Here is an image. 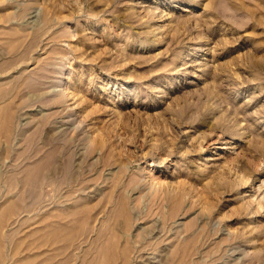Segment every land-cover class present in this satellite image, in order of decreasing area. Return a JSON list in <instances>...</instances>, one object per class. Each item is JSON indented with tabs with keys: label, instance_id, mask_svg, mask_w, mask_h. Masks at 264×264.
<instances>
[{
	"label": "rangeland",
	"instance_id": "1",
	"mask_svg": "<svg viewBox=\"0 0 264 264\" xmlns=\"http://www.w3.org/2000/svg\"><path fill=\"white\" fill-rule=\"evenodd\" d=\"M91 1L97 18L84 24L94 30L87 31L88 35L77 34L71 25V6L79 10L80 0H42L31 6L27 5L28 0L0 3V28L17 27L28 35L19 42L22 51L17 60L21 65L11 64L13 54L5 49L0 35V65L4 71L11 69L2 76L3 87L15 93L12 96L18 102L12 144L8 147L1 139L0 173L16 174L29 158L42 156L50 144L61 146L52 168L39 184L33 188L30 184L24 188V183L18 181L22 187L17 182L16 187L12 184L16 194L26 189V194L20 196L30 197L27 201L21 197L29 209L24 207L25 224L19 236H26L36 227L34 223L44 217L42 212L69 207L73 190L75 197L97 195L93 202H103L111 179H120L122 187L128 188L131 199L137 202L132 203L136 209L133 214L138 218L130 235L133 241L135 237L138 240L132 241L131 264H148L150 259H154L152 264L168 263L170 249L166 248V240H185L197 228L195 234L203 236L192 248L196 255L188 257L185 264H264V0H116L110 9L103 8L104 3L98 0ZM47 14L52 19L44 24ZM45 30L51 31L47 50L41 48L44 39H48L43 34ZM63 86L71 87V100H57ZM54 100L57 103L53 105ZM60 139L63 145L59 144ZM181 148L186 151L180 152ZM4 149L9 151L5 153ZM148 174L158 176L157 189L162 187L159 194L155 193V185L143 183ZM134 177L139 178L135 181ZM179 181L187 184L184 186L189 195L173 214L172 205L162 195L170 188L176 192ZM29 190L32 191L27 193ZM38 194L40 197H36ZM205 195L217 204L212 213L203 210ZM2 196L0 201L8 198ZM250 204L258 211L252 213L251 225L259 232L241 235L246 220L243 208ZM26 210L31 214L27 215ZM179 232L185 234L179 238ZM226 235L228 240L220 244ZM37 237L30 239L38 240ZM49 243L52 244L43 243L46 246L39 250L38 245H28L36 249L33 251L24 243L21 259L46 249L48 253L54 246L56 252L57 243ZM13 246L5 248V252L14 256ZM58 247L64 253L58 252L62 257L57 259L64 260L71 254L77 260L71 264H76L82 257L83 252L66 249L62 243ZM14 260L8 264L22 263Z\"/></svg>",
	"mask_w": 264,
	"mask_h": 264
},
{
	"label": "bare ground",
	"instance_id": "2",
	"mask_svg": "<svg viewBox=\"0 0 264 264\" xmlns=\"http://www.w3.org/2000/svg\"><path fill=\"white\" fill-rule=\"evenodd\" d=\"M23 1V0H22ZM27 0H25L26 2ZM40 1L42 0H28V6H31V5H35L36 3H39ZM46 1V0H45ZM50 1H53V0H50ZM56 1V0H55ZM73 0H71L72 2ZM82 2V6L81 8L76 9V7L74 8V6H71V25L73 27H75L77 29V34H86L88 35L87 31H91V32H94V30L92 29H87L84 27V24L86 26L87 22H88V19L90 18H93V19H96L97 18V9H96V13L92 10V8L90 7V1L91 0H80ZM93 1V0H92ZM91 1V2H92ZM97 1V0H96ZM100 3H104V6L103 8L106 6L107 8L106 9H110L112 7V5L114 6V4L116 3V0H98ZM132 1V0H131ZM130 1V2H131ZM139 1V0H137ZM164 1V0H163ZM180 1V0H179ZM3 0H0V3H2ZM48 2V0H47ZM80 2V3H81ZM94 2V1H93ZM121 2V1H120ZM134 2V1H133ZM79 3V2H78ZM95 4V3H94ZM166 4V3H165ZM72 5V4H71ZM81 5V4H78V6ZM156 5V4H155ZM116 6V5H115ZM124 6V5H123ZM132 6V5H131ZM146 6V5H145ZM149 6V5H148ZM128 7V6H127ZM151 7V6H149ZM168 7V6H167ZM120 8V7H119ZM141 8V6H140ZM28 8H26L27 10ZM31 10V8H29ZM33 9V8H32ZM117 9V8H116ZM130 9H132L130 7ZM139 9V8H137ZM170 9V8H169ZM37 11V10H36ZM145 11V10H143ZM163 11V10H162ZM35 12V11H34ZM41 12V11H40ZM161 12V11H160ZM167 12V11H166ZM32 14V12H30ZM50 13V12H49ZM57 13V12H56ZM106 13V12H105ZM159 13V12H158ZM175 13V12H174ZM135 11L133 12V15H135ZM160 14V13H159ZM158 14V15H159ZM59 15V14H58ZM157 15V16H158ZM166 15V14H165ZM164 15V16H165ZM168 15V14H167ZM63 16V15H62ZM109 16V15H108ZM46 17V19H45ZM44 17V19L46 21H44L43 23L44 24H48L50 19V15L47 14L46 16ZM103 17V15H102ZM40 18V17H39ZM56 18V17H55ZM65 18V17H64ZM99 19V18H98ZM160 19V18H159ZM98 21V20H97ZM148 22L147 20H144V22ZM165 21V20H163ZM39 22V21H38ZM131 22V21H130ZM138 22V21H137ZM163 23V22H162ZM92 24V23H91ZM52 25V24H51ZM56 25V24H55ZM101 25V24H100ZM104 25V24H103ZM153 25V24H152ZM92 26V25H91ZM150 26V25H149ZM91 28V27H90ZM93 28V27H92ZM100 28V27H99ZM102 28V27H101ZM149 28V27H147ZM28 30V29H27ZM99 30V29H98ZM29 31V30H28ZM73 31V30H72ZM25 30L22 31V29L20 28H17V27H14V28H6V27H2L0 28V35L2 36V39L5 41L3 42V45L6 47L5 49H8V51L13 54V57H11L10 59V62L11 64H20L21 62H19V60L17 59H20V56H21V51H22V48H21V45L19 44L20 42V39L23 38L24 35H26V37L28 36L27 34L24 33ZM101 32H102V29H101ZM75 33V31H74ZM29 34V33H28ZM43 34H47L48 35V39L47 37L44 39V42L42 44V49L43 50H47V46L49 45V41L51 39L50 37V34H51V31L50 30H45ZM53 34V33H52ZM55 34V33H54ZM99 34V33H98ZM91 35V33H90ZM93 35V33H92ZM100 35V34H99ZM96 36V35H95ZM33 38V37H32ZM26 39V38H25ZM24 39V40H25ZM29 40V39H28ZM47 40V41H46ZM25 42V41H24ZM29 42V41H27ZM23 43V42H22ZM31 43V42H30ZM2 45V44H1ZM37 46L39 45V42L38 44H36ZM41 45V44H40ZM33 47V46H32ZM31 47V48H32ZM36 47V46H34ZM40 48V46L38 47ZM4 49V48H2ZM41 49V50H42ZM30 50V49H29ZM39 50V49H38ZM7 51V50H6ZM37 52V50H36ZM46 52V51H45ZM8 53V52H7ZM43 53V52H42ZM29 54V53H28ZM48 54V53H47ZM189 54V53H188ZM57 55V54H55ZM66 55V54H65ZM11 56V55H10ZM59 56V55H58ZM189 56V55H188ZM55 57V56H54ZM52 57V60L53 58ZM32 58V57H31ZM38 58V57H37ZM41 58V57H39ZM50 58V57H49ZM198 58V57H197ZM48 59V58H47ZM45 59V60H47ZM51 59V58H50ZM49 59V60H50ZM56 59V57H55ZM67 59V58H66ZM36 60V59H35ZM34 60V61H35ZM42 60V59H40ZM38 60V61H40ZM44 60V59H43ZM58 60V58H57ZM22 61V60H21ZM196 61V59H195ZM28 62V61H26ZM43 63V62H42ZM41 63V64H42ZM45 63V62H44ZM51 63V62H50ZM49 63V64H50ZM53 63V62H52ZM51 63V64H52ZM206 63V62H205ZM50 64V65H51ZM21 65V64H20ZM42 66V65H41ZM47 66H48V62H47ZM13 67V66H12ZM50 67V66H49ZM19 68V66H18ZM17 68V69H18ZM46 68H44L43 70H45ZM11 70V69H9ZM7 69V71H4L3 68H2V65H0V143L5 141L7 143V146L10 147V143H11V139H12V135L14 133V126L16 123L15 122V118H16V112H17V108H18V102H15L14 98L12 95H14L13 93H11V91L9 90H6L4 89V84H5V81L3 80V77L4 75H6V73L9 71ZM47 70V69H46ZM49 70V69H48ZM4 71V72H3ZM41 72V70H39ZM47 72V71H46ZM49 72V71H48ZM10 73V72H9ZM17 73V72H16ZM37 73V72H35ZM50 73V72H49ZM8 74V73H7ZM31 74V73H30ZM41 74V73H40ZM15 75V74H14ZM17 75V74H16ZM33 75V74H32ZM36 75V74H35ZM34 76V75H33ZM25 77L27 78V76L25 75ZM13 78V77H12ZM25 78V79H26ZM29 78V77H28ZM7 79H10V78H7ZM5 79V80H7ZM24 79V78H23ZM34 79V78H33ZM43 79V78H42ZM53 79V78H52ZM71 79V78H70ZM47 80V79H46ZM54 80V79H53ZM56 80V79H55ZM25 81V80H24ZM52 82V81H51ZM70 82V81H69ZM31 83V82H30ZM45 83V82H44ZM48 83V82H47ZM9 84V83H8ZM24 84V82H23ZM22 84V85H23ZM54 84V83H53ZM56 84V83H55ZM70 84V83H69ZM21 85V86H22ZM36 85V84H34ZM71 85V84H70ZM27 86V85H26ZM32 86V84H31ZM52 86V85H51ZM18 87V85H17ZM30 87V85H29ZM21 87L19 86L18 89H20ZM48 88V87H47ZM50 88V87H49ZM63 90H61L60 92L58 91V94L56 95V97L60 96L59 99L57 100H62V99H65L66 101L68 100H71V90L69 87L67 88H64V86L62 87ZM17 89V88H16ZM35 89V88H34ZM55 89V88H54ZM24 90V89H22ZM18 92V90H15V92ZM16 92V94H17ZM22 92V91H20ZM44 92V91H43ZM45 94H47V92H45ZM42 95V94H41ZM12 96V98L10 97ZM50 96V95H49ZM48 96V97H49ZM16 97V96H15ZM53 97V95H52ZM73 98V97H72ZM56 100V101H57ZM54 100L53 102V105L56 104V102ZM70 102V101H69ZM68 102V103H69ZM23 103V102H22ZM61 103V102H60ZM64 103V102H63ZM67 103V102H65ZM64 105V104H63ZM54 107V106H53ZM71 107V106H70ZM55 108V107H54ZM60 108V107H59ZM67 108V107H66ZM64 108V109H66ZM69 108V107H68ZM57 109V108H56ZM60 110V109H58ZM53 111V110H52ZM65 111V110H64ZM63 111V112H64ZM51 112V111H50ZM70 116V115H69ZM51 117L47 118L50 119ZM66 118V117H65ZM246 119V118H245ZM18 120V119H17ZM16 120V121H17ZM61 120V118H60ZM236 121V120H235ZM45 123V122H44ZM43 123V124H44ZM55 124V123H53ZM66 124V123H64ZM56 126L58 125L57 122L55 124ZM60 125V124H59ZM243 122L241 123V126H243ZM63 126V125H62ZM69 126V125H68ZM59 127V126H58ZM56 127V128H58ZM70 129H71V126H69ZM64 128V127H63ZM93 128V127H92ZM65 129V128H64ZM63 129V130H64ZM66 130V129H65ZM92 130V129H91ZM245 130V129H244ZM248 130V129H247ZM55 131V130H54ZM61 131V130H60ZM68 131V129H67ZM249 131V130H248ZM16 132V131H15ZM56 134H57V131H55ZM62 136L64 137V133H62ZM60 134V135H61ZM70 134V133H69ZM59 135V134H58ZM71 135V134H70ZM183 136V135H182ZM18 137V136H16ZM94 137V136H93ZM182 138V137H181ZM2 139V140H1ZM14 139V137H13ZM58 140V138H57ZM56 141V140H54ZM59 141V140H58ZM56 141V142H58ZM61 145H63V142L62 140L60 139ZM173 141V140H172ZM185 141V140H184ZM187 141V140H186ZM51 142V141H50ZM157 143V142H156ZM159 143V142H158ZM12 144V143H11ZM155 144V142L153 143ZM172 144V143H171ZM170 144V145H171ZM180 144V143H178ZM184 144V143H183ZM2 145V144H1ZM173 145V144H172ZM186 145V144H185ZM184 146V145H183ZM58 147H61L60 145H56V143H52L50 144L48 150L40 157H36V156H33L29 159V162H27L22 168H19L17 171H16V174L13 172H8V173H4L1 172L0 173V196L3 195V196H6L8 197L7 199H4V201H0V264H8L9 261L11 259H15L17 261H20L19 263L21 264H71V262H74L77 260L72 259L71 258V254L65 256L64 260L63 259H57V257L60 255L62 257V253L60 251V247H58L59 244H64L65 245V248L66 249H74V250H78L77 252L81 251L80 253L83 252L82 254V257L79 256L80 260L78 263L76 264H131L132 262V255L134 253V248L132 247L133 246V242L138 240L136 237L135 239L136 240H132L133 238H131V235L132 233L131 232V229L133 227V224L134 222H136V216H134L133 214V210H136V209H133L135 207L132 206V203L134 202L133 199H131V194L130 192L127 191V189L125 190V188L122 187V184H121V181L120 179L118 180H114L113 179V182L112 181V177L110 178L111 181L109 183H112V184H107L109 185V191H106L105 192L107 193V195H105V201L101 202V201H96L95 203L93 202L94 200H96V196H93L91 194H89L88 196L87 195H84V197L82 198H78V197H75V193L76 190H73L74 192H72L71 194V200L73 201L71 203V205L67 208H64L62 210H58V209H52V210H49V211H45L47 214H44V212H42L44 215V217L39 221V222H35L34 225L36 226L35 228H33V230H30L29 233H27L26 236H19V234L21 233L20 230H21V227L25 224L24 222V219L22 218V214L23 212L25 213V206H24V201L23 199L26 198V201L28 199H30V197L27 199L28 195H26V197L23 198V196H20V195H23L25 192L24 190L26 191V189H24L27 185L30 184V186L35 187L34 185H37L39 184V182H41L43 180V178L45 177L46 175V172H49L50 169L52 168V164L53 162L55 161L54 160V157L56 158V152H57V148ZM169 147V146H168ZM6 148V147H4ZM171 148V147H170ZM173 148V147H172ZM184 148V147H183ZM2 149V148H1ZM187 149V148H186ZM3 150V149H2ZM12 150V149H11ZM183 150L185 149H182L181 148V151L182 152ZM8 150H6L5 152V149H4V152L7 153ZM20 151V150H19ZM42 151V150H41ZM186 151V150H185ZM188 151V150H187ZM18 152V151H16ZM23 152V151H22ZM27 152V150L25 151ZM161 152V151H160ZM159 152V153H160ZM192 152V151H191ZM21 153V151H20ZM3 154V153H2ZM26 154V153H25ZM180 154V153H179ZM178 154V155H179ZM22 155V153H21ZM21 155H20V158H21ZM181 155V154H180ZM222 155V154H221ZM225 157V156H224ZM7 158V157H6ZM9 158V157H8ZM164 158V157H163ZM161 159V158H160ZM168 159V158H167ZM111 161V160H110ZM12 162V161H11ZM14 162V161H13ZM175 162V161H174ZM163 163V162H162ZM172 163V162H171ZM4 165V164H3ZM120 165H122L120 163ZM163 165V164H162ZM165 166V165H164ZM18 167V166H17ZM121 167V166H119ZM123 167V165H122ZM126 168V167H124ZM147 168V167H146ZM2 169V168H1ZM7 169V168H5ZM143 169V167H142ZM168 169V168H167ZM12 170V169H11ZM49 170V171H48ZM53 170V169H52ZM51 170V171H52ZM121 170V169H119ZM145 170V169H144ZM6 172V171H5ZM146 172V171H145ZM151 172V171H150ZM149 173V172H148ZM153 173V172H152ZM151 173V174H152ZM147 174V173H146ZM113 175V174H112ZM72 176V175H71ZM114 176V175H113ZM144 176V175H143ZM173 176V174H172ZM117 178V176H115ZM137 177V176H136ZM134 177L133 180L136 178ZM154 177V175H153ZM151 175L148 174V176L146 175L144 178H143V183L145 181L146 184H151L152 186H156L154 188H156V194H159L160 191L157 189V187L160 185L158 183V181H156L157 179L153 178ZM139 178V177H138ZM136 178L135 181L138 179ZM123 179V178H122ZM141 175H140V179L141 180ZM216 179L214 181H211L212 183L216 182ZM41 180V181H40ZM72 180V179H71ZM109 180V179H108ZM132 180V181H133ZM138 180V181H139ZM159 180V179H158ZM19 182V183H24V184H21L23 187L24 185L26 184V186L23 188L24 190L23 191H19L17 192L16 194V191L14 192V188L12 189V184L15 185L16 187V182ZM134 181V182H135ZM17 182V183H18ZM120 182V184H119ZM162 182V181H160ZM181 182V183H180ZM15 183V184H14ZM18 183V185L20 187H22L20 184ZM126 183V182H125ZM130 183V182H129ZM128 183V184H129ZM140 183V182H139ZM138 183L136 182V185ZM163 184V185H162ZM161 185L164 186L165 188V184L162 183ZM170 184V183H169ZM239 184V183H238ZM17 185V186H18ZM125 185V184H124ZM136 185L134 186V188L136 187ZM139 185V184H138ZM172 185V183H171ZM184 185H187V184H182V181H179V184L175 187V190L176 192H171V188H170V191L167 189V191L169 192H166V193H161L160 196L162 195V199L164 201H166L167 203L169 202L170 203V206L172 205L171 209L173 211V214L175 212H178L177 209L181 206L184 198L186 195H189V190L186 186ZM39 186V185H38ZM169 186V185H168ZM19 187V188H20ZM28 187V186H27ZM77 187V186H76ZM89 187V186H88ZM126 187V186H125ZM129 187V185H128ZM143 187V186H142ZM141 187V188H142ZM147 187V186H146ZM151 187V186H150ZM148 186V188H150ZM173 187V189H174ZM6 188V190H4ZM8 188V190H7ZM37 188V186H36ZM90 189H92L91 187H89ZM103 188V187H102ZM147 188V190H148ZM153 188V189H154ZM162 188V187H161ZM160 188V189H161ZM163 188V189H164ZM167 188V187H166ZM165 188V190H166ZM136 189V188H135ZM138 189V188H137ZM140 189V187H139ZM145 189V187H144ZM143 189V190H144ZM172 189V191H173ZM190 189V187H189ZM19 190V189H18ZM17 190V191H18ZM21 190V189H20ZM71 190V191H72ZM150 190H152L150 188ZM32 190H29L27 191L28 192H31ZM97 191V190H96ZM134 191V189H133ZM136 191V190H135ZM154 190H152L151 192H153ZM191 191V190H190ZM23 192V193H22ZM37 193V190L35 191ZM89 192V191H88ZM87 192V193H88ZM93 192V191H92ZM91 192V193H92ZM99 192V191H98ZM103 192V191H102ZM139 192V191H138ZM144 192V191H143ZM141 191V193H143ZM218 192V191H217ZM14 193V194H13ZM86 193V192H85ZM95 193V192H94ZM154 193V195H155ZM188 193V194H187ZM194 193V191L192 192V194ZM243 193V192H242ZM26 194V193H25ZM32 194H34V192H32ZM77 194V193H76ZM102 194V193H100ZM105 194V193H104ZM191 194V195H192ZM196 194V193H195ZM199 194V193H197ZM207 194V193H205ZM30 195V194H29ZM82 195V194H81ZM2 196V198H3ZM20 198H19V197ZM33 196V195H31ZM39 194L36 196L38 197ZM77 196V195H76ZM86 196V198H85ZM103 196V195H102ZM23 199H22V198ZM35 197V196H34ZM40 197V196H39ZM133 197V196H132ZM196 197V196H195ZM206 197V195H205ZM219 197V195H218ZM14 198H19V199H14ZM85 198V199H84ZM161 198V197H160ZM204 198V197H203ZM220 198V197H219ZM83 199V201H82ZM138 199V198H137ZM199 199V198H198ZM212 199V198H211ZM209 199L208 197H206L202 204V206L204 205V211L208 212V213H212L213 212V209L215 210V208L217 207V204L215 202H212V200ZM221 199V198H220ZM1 200V198H0ZM33 200V199H32ZM31 200V201H32ZM49 200V199H48ZM51 200V199H50ZM100 200V199H99ZM136 200V199H135ZM23 201V202H22ZM44 201V200H43ZM249 201V200H248ZM29 202V201H28ZM139 202V201H138ZM163 202V201H162ZM201 202V200H200ZM250 202V201H249ZM254 202V201H253ZM45 203V202H44ZM51 203V202H50ZM135 204H137V202H134ZM165 204V203H163ZM246 204V203H245ZM27 205V204H25ZM48 205V204H47ZM50 205V204H49ZM54 205V204H53ZM139 205V204H138ZM166 205V204H165ZM224 205V204H223ZM51 206V205H50ZM135 206V205H134ZM170 206H168L170 208ZM255 206V205H254ZM25 207V208H24ZM29 206L27 205V208L26 209H29L28 208ZM166 208V207H165ZM165 208H164V211H165ZM181 208V207H180ZM218 208V207H217ZM50 209V208H49ZM170 209V210H171ZM141 210V209H140ZM27 211V210H26ZM30 212L29 210L27 211V215L31 214L28 213ZM135 212V211H134ZM137 212V211H136ZM139 212V210H138ZM166 212V211H165ZM164 212V215H166ZM205 212V213H206ZM141 213V212H140ZM139 214H136V215H140ZM170 213V212H169ZM252 213L254 214H257L258 211L252 206V204H250V207L249 208H243V215H244V219L245 222L243 224V227H242V231H241V235H246L247 233H250V234H254L255 232H259V230H257V228H255L254 226H252L251 224V221H253V215ZM172 214V213H171ZM220 214V213H219ZM218 214V217L221 215ZM224 214V213H222ZM176 215V214H175ZM205 215V214H204ZM147 216V215H146ZM206 216V215H205ZM211 216V215H210ZM217 216V215H216ZM222 216V215H221ZM145 217V216H144ZM216 217V219L218 218ZM136 218V219H135ZM143 218V217H142ZM141 218V219H142ZM220 218V217H219ZM255 218V217H254ZM27 219V217H26ZM214 219V218H213ZM206 220V219H205ZM208 220V219H207ZM206 220V221H207ZM218 220V219H217ZM30 221V220H28ZM27 223V221H26ZM168 223V221H167ZM218 224V222H216ZM30 224V223H28ZM166 224V223H165ZM242 224V223H241ZM163 225V224H162ZM203 225V224H202ZM202 225L201 227L199 228H202ZM205 225V224H204ZM240 225V224H239ZM255 225V224H254ZM30 227V226H29ZM32 227V226H31ZM34 227V226H33ZM204 227V226H203ZM185 228V227H183ZM182 228V229H183ZM205 228V227H204ZM211 228V227H210ZM163 229V228H162ZM166 228H164L165 230ZM169 229V228H167ZM181 229V230H182ZM186 229V228H185ZM206 229V228H205ZM219 229V228H217ZM231 229V228H230ZM229 229V230H230ZM25 230H27V227L25 228ZM178 230V228H177ZM188 230V228H187ZM198 228L196 229L195 232H197ZM229 230H228V234H229ZM232 230V229H231ZM230 230V231H231ZM234 230V229H233ZM22 231V230H21ZM179 231V230H178ZM183 231L185 232V230L183 229ZM216 231V229H215ZM23 232H24V229H23ZM153 232V231H152ZM195 232L192 231V233L190 235H188L185 240H177V241H172L170 240L169 241V238H168V241L166 240V244L169 243L166 248L170 249V251L167 253L168 254V263L170 261L169 264H185L187 262V259L189 257V259H192L196 253H194L192 251V248L196 245V243H198L199 241V238L203 236V234H195ZM201 232V230H200ZM207 232V231H206ZM159 233V231H158ZM161 233V232H160ZM176 233V231H175ZM186 233V232H185ZM183 233V234H185ZM231 233H235V232H231ZM183 234H180L179 232V235H183ZM209 234V233H208ZM238 234V233H237ZM38 235L39 238L38 240L33 239V240H36V242H39L38 244L33 241L32 237ZM138 235V234H137ZM136 235V236H137ZM141 235V234H140ZM157 235V233H156ZM161 235V234H160ZM139 236V235H138ZM137 236V237H138ZM147 236V235H145ZM159 236V235H158ZM206 236V235H205ZM212 235H210L211 237ZM228 236V235H226ZM140 238L142 236H139ZM170 237V236H169ZM185 237V236H184ZM213 237V236H212ZM225 237V236H224ZM221 238L219 241L220 244L222 243H225L229 236L228 237H225V238ZM233 235H232V239H233ZM264 237V236H263ZM49 239L47 241H50L52 242V246H54L56 243H57V248H56V252H61L60 254L56 253L55 252V246L52 248V249H49V252L46 253L45 251L42 250V252H45L43 255H42V252L41 254H29L26 256V258L23 260L21 259V255H20V248L24 246V243H25V246L28 247V245H38L37 248L39 250V248H43V246H46L44 245L47 241H44L45 239ZM145 238V237H144ZM143 238V239H144ZM154 238V237H152ZM156 238V237H155ZM154 238V239H155ZM174 239L177 238L176 236L173 237ZM180 238V237H179ZM208 238V237H207ZM231 238V237H230ZM178 239V238H177ZM210 239V238H208ZM224 239V240H223ZM239 239V238H238ZM255 239H257L255 237ZM31 240V241H29ZM40 240L42 242L40 244ZM149 240V239H148ZM222 240V241H221ZM250 240V239H249ZM27 241V243H26ZM133 241V242H132ZM141 241V240H140ZM142 241H145L142 240ZM152 240H150L151 242ZM154 241V240H153ZM152 241V242H153ZM158 241V240H156ZM215 241V240H213ZM139 243V241H137ZM147 242V241H146ZM148 241V243H150ZM208 242V241H207ZM44 243V244H43ZM147 243V244H148ZM161 243V242H160ZM163 243V242H162ZM203 243V241H202ZM206 243V242H205ZM218 242L214 243L216 244V246L218 245L217 244ZM249 243V242H248ZM247 243V244H248ZM27 244V245H26ZM54 244V245H53ZM145 244V243H144ZM147 244H145L147 246ZM11 245H14L13 248L14 250L12 251H15L14 252V256L13 254H7L5 252V248L11 246ZM48 245L47 247L50 248ZM140 245V244H139ZM143 245V244H141ZM165 245V244H164ZM163 245V246H164ZM233 245V244H232ZM144 246V245H143ZM160 246V245H159ZM212 246V245H211ZM215 246V245H214ZM215 246V247H216ZM32 247V246H31ZM30 247V248H31ZM84 247H86L84 249ZM24 248V247H23ZM22 248V249H23ZM28 247V249H30ZM142 248V247H141ZM159 248V247H158ZM165 248V247H164ZM208 250H210V247H207ZM219 245L217 246V249H216V252L219 251ZM226 248V246H225ZM27 249V248H25ZM32 249V248H31ZM45 249V248H44ZM140 249V248H139ZM138 249V250H139ZM162 249V248H161ZM234 249V248H233ZM33 250H36L34 247L31 251ZM236 250V249H235ZM11 251V252H12ZM55 253H54V252ZM151 251V249H150ZM163 251V250H162ZM195 251V250H194ZM8 252V251H7ZM71 251H69L70 253ZM138 252V251H137ZM160 252V251H159ZM158 252V253H159ZM205 252V250H204ZM203 252V253H204ZM208 252V251H207ZM13 253V252H12ZM23 253V252H22ZM66 253V252H65ZM157 253V252H155ZM157 253V254H158ZM161 253V252H160ZM159 253V254H160ZM165 253V252H164ZM199 253V252H198ZM27 254V253H26ZM137 254V253H136ZM152 254V253H151ZM150 254V255H151ZM158 254V255H159ZM163 254V252H162ZM212 254V253H211ZM141 255V254H140ZM153 255V254H152ZM25 256V255H23ZM135 256V255H134ZM139 256V255H138ZM143 258L145 257L144 255H142ZM141 256V257H142ZM156 256V255H155ZM150 257V256H148ZM146 257V258H148ZM154 256H152L153 258ZM166 257V256H165ZM201 257V256H200ZM204 257V256H203ZM208 257V256H207ZM216 257V256H215ZM214 257V258H215ZM41 258H44L40 261ZM139 259V257H137ZM142 258V259H143ZM151 258V257H150ZM157 258L158 260V257H155ZM199 258V257H198ZM223 258V257H222ZM221 258V259H222ZM137 259V260H138ZM141 259V258H140ZM162 259V258H161ZM160 257H159V260H161ZM165 259V258H164ZM204 259V258H202ZM14 260V261H15ZM58 260V261H56ZM60 260V261H59ZM135 260V259H134ZM156 260V259H155ZM213 260V259H211ZM40 261V262H38ZM167 260L165 259L164 262H166ZM199 261V260H198ZM135 262V261H134ZM146 262V261H145ZM154 262V259H150L149 262L147 261L146 263L148 264H152ZM160 262V261H159ZM163 263V261H161ZM160 262V263H161ZM204 262V261H202ZM137 263V262H136ZM140 263V261H139ZM144 263V261H143ZM142 263V264H143ZM157 263V262H156ZM155 263V264H156ZM161 263V264H162ZM167 263V262H166ZM165 263V264H166ZM167 263V264H168ZM18 264V263H17ZM135 264V263H134ZM141 264V263H140ZM236 264V263H235Z\"/></svg>",
	"mask_w": 264,
	"mask_h": 264
}]
</instances>
